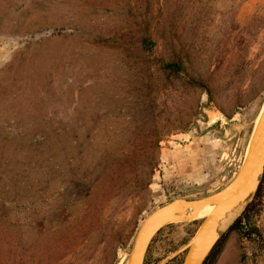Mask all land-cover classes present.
I'll list each match as a JSON object with an SVG mask.
<instances>
[{
	"label": "rangeland",
	"instance_id": "374dc122",
	"mask_svg": "<svg viewBox=\"0 0 264 264\" xmlns=\"http://www.w3.org/2000/svg\"><path fill=\"white\" fill-rule=\"evenodd\" d=\"M263 99L264 0H0V264H126L150 213L232 180L250 127L206 132ZM259 186L207 264H264Z\"/></svg>",
	"mask_w": 264,
	"mask_h": 264
},
{
	"label": "water",
	"instance_id": "95a60500",
	"mask_svg": "<svg viewBox=\"0 0 264 264\" xmlns=\"http://www.w3.org/2000/svg\"><path fill=\"white\" fill-rule=\"evenodd\" d=\"M251 123L241 118L231 123L226 132L208 130L214 140L225 144L237 131L250 127V132L240 158L239 167L232 180L217 192L197 198H179L150 213L140 225L126 264H144L146 252L155 235L162 229L199 223L189 240L178 250L168 254L157 264H166L184 253L181 264H203L217 242L227 234L251 204L264 174V99ZM211 207L208 214L202 211Z\"/></svg>",
	"mask_w": 264,
	"mask_h": 264
},
{
	"label": "trees",
	"instance_id": "16d2710c",
	"mask_svg": "<svg viewBox=\"0 0 264 264\" xmlns=\"http://www.w3.org/2000/svg\"><path fill=\"white\" fill-rule=\"evenodd\" d=\"M168 67H169V68H172V69L175 70V71H177V70L179 69V67H178L177 64H170ZM263 180H264V174H263L262 181H263ZM259 188H260V186H259ZM259 188H258V190H257V193H258V191H259ZM256 195H257V194H256ZM248 210H249V207L246 208L243 217H245V215H246V213H247ZM242 219H243V218H239V219L233 224V226L230 228V230L233 229V228L243 229L244 226H243V224H242ZM230 230H229V231H230ZM219 245H220V242L217 243L216 246L213 248V250L211 251L210 255L208 256V258L206 259V261H205L204 264H207V262H208V261H209V260H210V259L216 254V251H217Z\"/></svg>",
	"mask_w": 264,
	"mask_h": 264
},
{
	"label": "bare ground",
	"instance_id": "6f19581e",
	"mask_svg": "<svg viewBox=\"0 0 264 264\" xmlns=\"http://www.w3.org/2000/svg\"><path fill=\"white\" fill-rule=\"evenodd\" d=\"M256 117V116H255ZM255 119V118H254ZM210 210H211V207H207L206 209H204L203 211H202V213L200 214V216H203L204 214H208L209 212H210Z\"/></svg>",
	"mask_w": 264,
	"mask_h": 264
},
{
	"label": "flooded vegetation",
	"instance_id": "af4514ba",
	"mask_svg": "<svg viewBox=\"0 0 264 264\" xmlns=\"http://www.w3.org/2000/svg\"><path fill=\"white\" fill-rule=\"evenodd\" d=\"M175 229H176V231H178L179 230V227H175Z\"/></svg>",
	"mask_w": 264,
	"mask_h": 264
}]
</instances>
